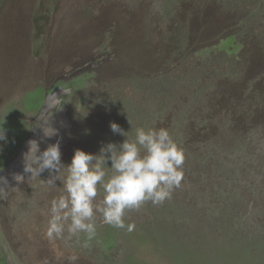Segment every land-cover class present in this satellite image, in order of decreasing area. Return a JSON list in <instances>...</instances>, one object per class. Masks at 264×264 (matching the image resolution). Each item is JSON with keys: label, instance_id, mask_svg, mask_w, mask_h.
Here are the masks:
<instances>
[{"label": "rangeland", "instance_id": "374dc122", "mask_svg": "<svg viewBox=\"0 0 264 264\" xmlns=\"http://www.w3.org/2000/svg\"><path fill=\"white\" fill-rule=\"evenodd\" d=\"M263 105L264 0H0V126L23 135L0 160V264H264ZM111 122L133 139L164 125L185 153L181 186L126 213L132 232L97 214L88 248L49 241L62 185L24 172L29 142L59 140L69 164L123 142ZM18 162L24 182L5 184Z\"/></svg>", "mask_w": 264, "mask_h": 264}, {"label": "clouds", "instance_id": "9594fccd", "mask_svg": "<svg viewBox=\"0 0 264 264\" xmlns=\"http://www.w3.org/2000/svg\"><path fill=\"white\" fill-rule=\"evenodd\" d=\"M129 122L133 131V124ZM163 126L135 127L133 139L128 135L130 131L111 122V131L126 139L121 143L102 144L98 154L76 149L69 164L62 161L59 140L43 151L37 141H30L29 150L24 154V172L40 177L48 171L49 178L43 182L50 188L56 187L57 181L62 185L61 194L51 201L46 238L53 241L75 237L81 247L88 248L97 236V214L104 224L132 232L135 224L125 223L126 213L139 210L148 201L155 206L171 199L184 177L185 153ZM44 131L49 137L54 134ZM9 139L7 129L0 126V141L5 142L1 154ZM16 156L17 153L10 154L12 160ZM1 169L4 168L1 166ZM15 180L23 183L25 177L16 175ZM99 190L103 197L97 202ZM78 259L72 255L68 257V264H76Z\"/></svg>", "mask_w": 264, "mask_h": 264}, {"label": "trees", "instance_id": "16d2710c", "mask_svg": "<svg viewBox=\"0 0 264 264\" xmlns=\"http://www.w3.org/2000/svg\"><path fill=\"white\" fill-rule=\"evenodd\" d=\"M48 14H49V12L47 11L46 7L43 4H40L38 6V8H37L36 18H35V37H38V35L41 33V31H42L41 29H42V26H43V22L45 21V19L48 16ZM208 31H206L203 34V39L204 38H207V36L210 35V32H208ZM237 34L244 35V30L241 29V30L237 31ZM237 34H235V36L238 37ZM238 39H239V37H238ZM231 47H232V45L230 46V48ZM229 49L227 48L225 51L228 52ZM225 51H221V52H225ZM228 54H230V53L228 52ZM263 107H264V105L261 106L260 108H258L256 106L255 107L253 106L251 110H259V109H262ZM242 110H245V108H243ZM4 128L7 129V132H10L9 131L10 128L9 129L6 128L5 125H4ZM10 138H11V142L9 144H7L3 148V154H2V157H1V160H3V162H5V161L7 162V160L10 158V154L11 155H13V154L15 155L18 152L19 147H20L19 142H21V140L23 138V135H13V136H10ZM232 231L234 233H232L231 239H227L228 241L233 240V239H238L243 234L239 230L236 231L235 229H232ZM256 238H254V236H253V240H255Z\"/></svg>", "mask_w": 264, "mask_h": 264}, {"label": "bare ground", "instance_id": "6f19581e", "mask_svg": "<svg viewBox=\"0 0 264 264\" xmlns=\"http://www.w3.org/2000/svg\"><path fill=\"white\" fill-rule=\"evenodd\" d=\"M49 102L51 103L50 105H52L53 102L51 100ZM21 167H22V163L18 162L16 164L14 171L4 174L3 179H6V180H4L5 184H9V183L13 182L15 180V176L21 174Z\"/></svg>", "mask_w": 264, "mask_h": 264}]
</instances>
